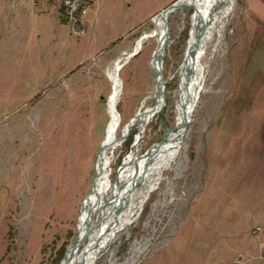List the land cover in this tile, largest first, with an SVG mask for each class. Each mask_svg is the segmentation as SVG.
<instances>
[{"label": "rangeland", "instance_id": "rangeland-1", "mask_svg": "<svg viewBox=\"0 0 264 264\" xmlns=\"http://www.w3.org/2000/svg\"><path fill=\"white\" fill-rule=\"evenodd\" d=\"M175 1L96 0L93 31L77 37L62 0H0V264L62 263L112 123L111 73L118 65L116 139L154 89L157 43L135 45ZM182 7L166 17L164 104L114 151L111 181L175 127L192 13ZM224 30L172 170L95 264H264V26L235 0Z\"/></svg>", "mask_w": 264, "mask_h": 264}, {"label": "bare ground", "instance_id": "bare-ground-1", "mask_svg": "<svg viewBox=\"0 0 264 264\" xmlns=\"http://www.w3.org/2000/svg\"><path fill=\"white\" fill-rule=\"evenodd\" d=\"M181 3L183 6L191 4L192 13L190 37L186 49L184 48V59L177 71L179 86L177 85L175 127L167 129L161 140L139 158L133 161L129 159L115 179L110 180L113 154L121 146L123 142L121 139L126 130L128 132L131 128L139 126L152 113L151 108L146 105L148 100H155L157 111L165 101L164 89L163 92L158 90L159 82L162 80L160 76L162 62L160 65L159 60L163 59V56L160 59L158 48L159 51L157 50V54L151 58L150 64L154 89L142 100L134 116L127 121L131 125L127 127L125 125L118 138L113 139L112 131L115 126L113 106L120 94L116 81L119 66L116 65L111 73L116 86L115 96L108 109L112 123L106 129L105 142L95 163L97 179L91 193L82 199L77 216V238L67 250L61 264H95L119 232L137 220L150 195L161 184L164 172L172 170L181 153L185 137L182 138L184 114L192 108L197 90L201 88L202 91L208 71L205 59L218 46L235 0H182ZM163 18L162 16L153 18V29L136 43L133 51H139L150 39H154L160 47L164 34Z\"/></svg>", "mask_w": 264, "mask_h": 264}, {"label": "built area", "instance_id": "built-area-1", "mask_svg": "<svg viewBox=\"0 0 264 264\" xmlns=\"http://www.w3.org/2000/svg\"><path fill=\"white\" fill-rule=\"evenodd\" d=\"M94 3L95 0H62L61 6L64 10V15L75 36L83 37L86 35V27L90 25L86 16L94 8ZM260 230V227H257L254 232L259 233ZM260 257L264 262V243L260 247Z\"/></svg>", "mask_w": 264, "mask_h": 264}, {"label": "water", "instance_id": "water-1", "mask_svg": "<svg viewBox=\"0 0 264 264\" xmlns=\"http://www.w3.org/2000/svg\"><path fill=\"white\" fill-rule=\"evenodd\" d=\"M181 1L182 0H177V1H175L174 3H172L169 7H167L166 9H164V10H162L161 12H159L156 16H162V17H164L163 18V21H164V34H163V42H162V44L160 45V47H158V46H156V48H155V50H154V52H153V54H152V59H153V57L157 54V50L159 51V49H160V59H161V57L162 56H164V53H165V49H166V47H167V44H168V26H167V21H166V17H167V15L169 14H172V13H174V12H176L177 10H179L183 5H182V3H181ZM148 35H150V34H148ZM159 48V49H158ZM152 59H151V61H152ZM151 61H150V63H149V66L151 67ZM160 61V65H161V60H159ZM151 69V68H150ZM160 76H161V78H162V75H161V72H160ZM163 89H164V85H163V79L162 80H160V82H159V86H158V90L160 91V92H163ZM200 93H201V88H199L198 90H197V95H196V100H195V102L193 103V106H192V108L191 109H189V110H187L186 111V113L184 114V118H183V126H182V138L185 136V134H186V132H187V129H188V126H189V123H190V120H191V115H192V113H193V111H194V109H195V107H196V105H197V102H198V99H199V96H200ZM113 94H114V92H113ZM151 112L152 113H155V112H157V105H156V103L153 105V107H151ZM116 119L118 120V117H116ZM118 122V121H117ZM116 122V123H117ZM130 124V122L129 123H127L126 124V127L128 126ZM131 125V124H130ZM127 135H128V132H127V130H126V133H125V135H123L122 136V139L121 140H125L126 139V137H127ZM67 252V251H66ZM65 255H66V253H65ZM65 255H64V257H63V259L65 258ZM63 261V260H62Z\"/></svg>", "mask_w": 264, "mask_h": 264}, {"label": "crops", "instance_id": "crops-1", "mask_svg": "<svg viewBox=\"0 0 264 264\" xmlns=\"http://www.w3.org/2000/svg\"><path fill=\"white\" fill-rule=\"evenodd\" d=\"M61 4L62 3L58 5V10H61V7H62ZM242 6L245 12L248 14L250 21L254 25L255 23L256 24L258 23L259 25L264 26V0H243ZM60 20H61V17H60ZM89 26H90L89 31L91 33L93 31V25L90 24Z\"/></svg>", "mask_w": 264, "mask_h": 264}, {"label": "trees", "instance_id": "trees-1", "mask_svg": "<svg viewBox=\"0 0 264 264\" xmlns=\"http://www.w3.org/2000/svg\"><path fill=\"white\" fill-rule=\"evenodd\" d=\"M242 1L243 0H239V2H241V3H242ZM60 17H61V21L62 22H66L67 21L65 15H64V10H63L62 7H61V10H60ZM133 134L131 133V134L128 135L127 140H126V146H129L132 143Z\"/></svg>", "mask_w": 264, "mask_h": 264}]
</instances>
